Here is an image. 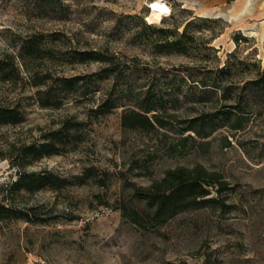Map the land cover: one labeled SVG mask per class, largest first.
Returning a JSON list of instances; mask_svg holds the SVG:
<instances>
[{
	"label": "rangeland",
	"instance_id": "rangeland-1",
	"mask_svg": "<svg viewBox=\"0 0 264 264\" xmlns=\"http://www.w3.org/2000/svg\"><path fill=\"white\" fill-rule=\"evenodd\" d=\"M153 1L0 0V63L19 69L17 76L0 74V106L21 113L18 123L0 125V189L8 191H0V201L37 208L32 222L0 220V264H264V94L248 92L254 108L239 129L223 125L207 137L180 131L192 120L222 123L223 106L243 82L234 79L223 97L200 81L211 83L227 62L240 77L238 59L264 67V22H229L220 12L167 0L171 14L148 23ZM194 17L188 55L156 47L157 28L180 33ZM30 37L43 50L24 58L26 70L18 50ZM78 51L110 60L80 62ZM31 75L41 84L33 86ZM76 75L89 76L77 92L57 88L58 77ZM149 93V115L166 126L124 127L123 113L138 110ZM105 99L115 107L100 113ZM64 121L81 123L78 138L24 166L57 176L58 186L9 192L21 147L43 142ZM197 166L216 175L202 182L208 194L165 220L154 216L155 205L141 193H151L169 170Z\"/></svg>",
	"mask_w": 264,
	"mask_h": 264
},
{
	"label": "trees",
	"instance_id": "trees-1",
	"mask_svg": "<svg viewBox=\"0 0 264 264\" xmlns=\"http://www.w3.org/2000/svg\"><path fill=\"white\" fill-rule=\"evenodd\" d=\"M196 18L197 17L187 20L180 33H169L170 31L167 29L161 27L157 28L158 43H156V47H164L167 52L172 50L176 53L188 55L186 52L187 47L195 42V37L190 33L189 29ZM209 21L210 19L207 18V22ZM147 27L150 26L148 25ZM234 39L236 43H238V39H241V37L235 35ZM242 39L245 40L244 37H242ZM42 50L36 37L27 38L21 43L18 50V57L26 70L27 65L24 62V58H39ZM160 51H162V49H160ZM76 54V58L80 62H108V60H110L99 52L78 51ZM229 56H234V53L230 52ZM3 62H6V64L10 66L5 68L0 63V74L6 72L10 75H18L19 69L13 62ZM235 65L243 66L240 70L241 72H239L240 77L234 73L232 63L227 62L225 65L216 69L215 75L217 76L212 79L213 81L211 83H207L205 79L200 81L201 85L204 87L211 86L218 89L223 97L229 93L231 82H233L234 79H240L239 81L243 82L239 88L240 93L235 95L236 97L233 103L223 106L221 116H224V119H221L222 123L217 124L214 119H207V121H199L197 125H194L193 123H195L196 120H192L187 126L180 130L181 132L192 130L197 136L207 137L219 126L227 125L231 129H239L243 126L245 113H247V110L254 108L251 101L252 99H248V92L254 94L255 99L259 96L262 97L264 94V67H261L258 63H253V69H251L245 64V61L240 59H238ZM107 70H112V72H114L115 79L120 77L123 78L124 76L123 72L118 69L108 68ZM87 78H89V76L76 75L71 77H58L57 88L62 92H77L81 86L87 84ZM31 80L33 86L41 84V79L37 75H31ZM46 93H48V91H46ZM45 95H47L46 99L48 100L50 97H48V94ZM151 97L152 95L149 93L144 101L137 106L139 108L138 110L132 109L123 113L121 123L124 127L129 129L141 128L148 131L153 130L155 126H166L157 113L149 115L152 110H155L154 107L146 106L147 103L151 102ZM42 104L44 105V103ZM101 106H103V111H100V113H105L115 107V102L110 99H105ZM20 115L21 113L17 107L0 106V125L18 123L21 119ZM80 124L79 122L64 121L59 129L47 133L44 137V141L38 145H23L17 161V166L20 168V171L16 180L8 188L9 192L13 189H22L28 193H34L47 185L58 186L61 181L57 176L49 173H28L24 171V166L34 160L58 153L59 146L65 144L69 137H75L77 139L78 136L76 135V131ZM227 143L229 144V141H227ZM205 177L216 178V175L207 172L202 166H197L192 170L183 167L169 170L159 182L150 186L151 193H141V198L145 196L148 201H152L151 204L155 205L154 216H163L164 218L162 217L161 220H165L178 210L185 209L190 204H194L197 198L208 194V190L202 183L205 182L207 185L209 184V181L206 180ZM77 178L80 180L79 183L84 180L81 176ZM0 191H2V189H0ZM2 192L7 193L8 191ZM153 201H155V203H153ZM35 216H37V208L35 207H29L27 210H16L6 206L0 201V220L22 219L27 222H32Z\"/></svg>",
	"mask_w": 264,
	"mask_h": 264
},
{
	"label": "crops",
	"instance_id": "crops-1",
	"mask_svg": "<svg viewBox=\"0 0 264 264\" xmlns=\"http://www.w3.org/2000/svg\"><path fill=\"white\" fill-rule=\"evenodd\" d=\"M186 8H201L207 14L221 13L229 22L250 18L255 23L264 22V0H175Z\"/></svg>",
	"mask_w": 264,
	"mask_h": 264
},
{
	"label": "bare ground",
	"instance_id": "bare-ground-1",
	"mask_svg": "<svg viewBox=\"0 0 264 264\" xmlns=\"http://www.w3.org/2000/svg\"><path fill=\"white\" fill-rule=\"evenodd\" d=\"M148 7L149 12L145 18L148 23H159L164 16V12L169 10L168 6L159 0L151 2Z\"/></svg>",
	"mask_w": 264,
	"mask_h": 264
},
{
	"label": "built area",
	"instance_id": "built-area-1",
	"mask_svg": "<svg viewBox=\"0 0 264 264\" xmlns=\"http://www.w3.org/2000/svg\"><path fill=\"white\" fill-rule=\"evenodd\" d=\"M161 1L163 4L167 5L169 10L167 12H164V16L163 17H167L171 14V7H170V4L167 0H159Z\"/></svg>",
	"mask_w": 264,
	"mask_h": 264
}]
</instances>
